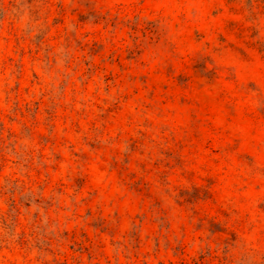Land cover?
I'll return each instance as SVG.
<instances>
[{
  "label": "rangeland",
  "instance_id": "1",
  "mask_svg": "<svg viewBox=\"0 0 264 264\" xmlns=\"http://www.w3.org/2000/svg\"><path fill=\"white\" fill-rule=\"evenodd\" d=\"M0 264H264V0H0Z\"/></svg>",
  "mask_w": 264,
  "mask_h": 264
}]
</instances>
